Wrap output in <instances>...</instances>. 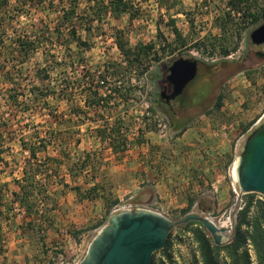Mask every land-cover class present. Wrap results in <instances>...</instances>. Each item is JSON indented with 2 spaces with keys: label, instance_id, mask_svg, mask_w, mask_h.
Masks as SVG:
<instances>
[{
  "label": "rangeland",
  "instance_id": "rangeland-1",
  "mask_svg": "<svg viewBox=\"0 0 264 264\" xmlns=\"http://www.w3.org/2000/svg\"><path fill=\"white\" fill-rule=\"evenodd\" d=\"M93 1L95 2V0ZM103 1L107 2L108 0ZM125 1L131 2L133 9L119 18L105 15L101 24L94 27L90 34H87L84 28L78 27V35L82 41L87 42L88 48L78 47L75 42L71 43L70 49L74 53V69L66 68L63 65L56 66L50 73L51 81L43 82L41 75L36 70L46 66L47 62L44 61L42 54L38 53L22 65L14 62L7 66V70H0V121L2 120L3 123L5 120L4 123L7 124L3 136L5 147L9 152L4 158L8 164L10 163L9 169H3L0 174V185L8 184V189H18L11 184V181L13 177L20 179L23 175L21 167L24 159L21 155L19 141L21 135L26 138L27 142L33 143L34 141L36 143L37 141L34 139L37 136L44 138L47 142L50 135L56 133L58 135L56 136L63 141V137L59 136V133L64 134L62 131L67 130V125L65 123L61 125L58 121L65 122L71 115L74 120L70 122L68 128L72 140L67 143L63 142L58 152L54 149L55 145L51 143L48 155L52 158L55 155L60 157L66 148L73 162H78V159L81 161L85 152L98 153L96 160L101 168L98 172L106 173L104 175L106 190L102 191L101 195L108 200V203L113 199L118 200L114 206H107V202L102 196L95 201H80L71 189L63 188L62 185L56 183L59 179L67 178L68 167H62L56 171L51 170L52 173H48L51 177L47 182H43V178L39 177L41 184L46 185L48 202L43 203L37 195L32 198V202L37 204V213L27 216L22 211H15L16 215L8 220L4 219V216L0 218L5 241L0 252V264H78L84 258L97 233L107 224L111 210L119 204L132 203V199L129 198L133 194L132 189L119 187L123 182V179L119 178L135 172L133 167L123 165V158L127 157L136 145L145 143L149 145L151 140L166 142L174 137L167 116L163 114L156 103L159 87L164 83L168 75V68L174 60L193 58L199 66L224 62L218 73L209 79L212 94L208 106L202 111L209 109L219 94L224 95L222 113L215 112L212 117L221 118L225 115L228 120H235L232 129L225 128V130L239 141L238 148L243 146L247 138L264 122L263 62L257 60L254 64H246L240 70L248 68V72L244 71L235 76L236 58L242 56L246 47L251 48L252 52L255 51V48L250 44L249 37L252 31L264 23V20L253 26L251 23L249 24L248 20L242 19L240 13L231 10V20L222 22L223 16L227 15L229 11L228 0H175L177 3L168 12L161 9L155 0ZM16 5V1L11 0L9 8ZM260 7H262V3L257 1L251 11L259 13ZM37 8L35 7L31 11L24 9L16 15L15 19H8L9 23L4 26L0 25V32H5L4 45L7 47V50L4 48L0 50L2 52L0 53L1 64H4V60L11 62L15 60V57L10 53L12 42L19 36H30L32 24H38L42 19L48 28H54L59 14L49 9L41 12V9ZM2 14L0 13V24L3 18ZM132 14H136V19L130 21ZM169 18H175V27L184 40L185 46L180 45L171 27L166 25ZM118 32L122 33L120 37L124 41V50L128 52L129 57H126L127 53L121 51L116 44L115 36ZM54 44V47H51V54L55 60L61 61L64 49L55 41ZM196 44L200 45L195 47ZM149 45H152L153 49L148 56L141 55L139 61L132 59V54L137 51L138 46ZM223 47L229 50L228 57L221 54ZM257 50L264 52V46ZM47 59L48 66H50L52 58ZM127 60L132 63L129 65ZM13 66L21 69L20 75H17L16 71H12ZM9 70L13 77L11 83L7 81L5 75ZM89 73L91 75L102 73L105 76L106 81L103 84L99 83L101 85L99 94L107 99L105 107L102 105L85 107L84 102L88 95L85 88L89 86L88 82H90V78L88 77V80L86 76ZM26 75H30L35 86H46L54 91V94L51 95L53 97L50 96L47 99L48 107L40 112L33 113L31 111V115L28 114L31 116L29 120L21 112H17V109L9 110L5 102V90L8 87L14 86V84H23V86L29 84ZM202 84H205L204 79L197 82L199 86ZM62 88H65L64 94L73 95L74 105L79 106V109L86 113L85 116L71 114L72 105L67 101L66 95L57 96ZM116 91L121 94L124 91L128 92L127 105L119 106L116 102L119 100ZM146 109L152 113L150 117L146 115ZM122 112L126 113V118L123 120L125 133L133 139L134 144L130 150L123 154L114 155L111 150V142H113L111 129L115 123V116ZM261 118L260 123L251 132L244 133V129L249 124H251L249 127L251 128ZM158 120L167 125L166 137H162L158 133ZM26 124L29 128L25 127ZM220 124L218 123V126ZM138 126L143 129L136 131ZM102 128H105L108 134L105 138L97 137L95 133L97 129ZM135 132L138 133L137 137L132 135ZM242 134H245L243 139L240 138ZM75 140L80 141L78 146L75 145ZM45 155L46 153H43L39 156L44 158ZM111 157L113 158L111 159ZM128 162L129 159L126 163ZM233 163L225 169V174L222 175L223 188L219 189L220 197L217 201L220 205L213 209L212 213L205 212L203 215L198 207L190 211V213L205 216L218 227L226 229L222 242L228 240L232 233L238 208V202L233 192L235 187L237 188L232 174ZM111 164L118 167L114 175L110 171ZM57 173L59 178L55 175ZM85 176L87 179L90 178L86 174ZM117 176L119 178H116ZM84 180L86 181L83 176L80 177L76 180L75 185L85 187ZM91 184L89 183L87 187ZM71 185L74 184L70 183ZM222 189L226 195L225 198L223 194L221 195ZM255 196L257 199L264 198L260 194H255ZM245 198L244 196V201ZM54 204L55 209L50 211ZM142 206L162 214L173 222L184 217L181 210L171 211L162 208L159 200ZM49 219L52 228L48 235L45 229L49 228V224L47 225L44 221ZM98 225L100 226L95 228ZM178 227L171 230L173 236L171 242L173 246L172 264H194V249L190 248V239L187 235L189 233L180 231ZM161 257L162 254L155 255L156 260H160Z\"/></svg>",
  "mask_w": 264,
  "mask_h": 264
},
{
  "label": "trees",
  "instance_id": "trees-1",
  "mask_svg": "<svg viewBox=\"0 0 264 264\" xmlns=\"http://www.w3.org/2000/svg\"><path fill=\"white\" fill-rule=\"evenodd\" d=\"M16 6L10 7L11 0H0V13L2 14L1 26L6 25L10 21L8 19H15L16 15L20 14L22 10L28 9L31 11L33 8L38 7L43 12L46 9L56 11L59 15L56 22L54 23V28H48L44 21L41 19L38 24H32L30 27L32 31L30 36L17 37L13 40L11 45V55L15 57V60H4V64L0 63V70H7V66L11 63L17 62V64H24L29 61L32 56L40 53L43 56L47 65L42 68H37V72L41 75L43 82L51 81L50 73L56 66H65L74 69V53L70 49L71 43H76L78 47L88 48L87 42L82 41L78 35V27L84 28L87 34H90L94 27H98L101 24L102 18L105 15L110 17L119 18L121 15L125 14L129 10L133 9L131 2L125 0H108L107 2L103 0H15ZM87 1V2H86ZM161 9H165L166 12L170 11V8L177 3L175 0H155ZM257 1L262 3V7L259 8V13L252 12L251 10L256 6ZM86 2V4H85ZM92 2V4H91ZM89 3V4H88ZM227 7L229 11L227 15L223 16V20H231L230 11L240 13L242 19L248 20L249 24L253 26L257 25L261 20H264V0H228ZM37 8V9H38ZM135 12V11H134ZM136 13V12H135ZM136 19V14L130 15V21ZM8 20V21H7ZM176 20L175 18H169L167 26L171 27L177 41L181 46H185L184 40H182L180 33L175 27ZM65 30V31H64ZM121 32H118L115 36V41L118 48L124 53L125 52L124 41L122 40ZM5 32H0V50L2 48L6 49L5 43ZM121 40V41H120ZM54 41L57 45L63 47L64 52L62 54L61 61L55 60L54 56L51 54V47H54ZM46 44V45H45ZM49 45V46H48ZM200 44H196L199 46ZM213 46V45H212ZM48 47V48H47ZM152 45L149 46H138L137 51L132 55L134 61H139L141 55L148 56L150 51H152ZM235 49V48H234ZM7 50V49H6ZM2 53V52H0ZM221 54L224 57L230 55L229 50L226 47L221 49ZM50 59L51 65L48 66V59ZM193 59V58H192ZM194 60V59H193ZM128 62V60H127ZM129 65L132 62H128ZM220 64L214 65H204L201 64L198 69V74L196 79L188 85L186 92L192 94L196 91H208L211 88L209 79L212 76L216 75L221 69ZM12 71H16L17 75H20L21 69H17L16 66L12 67ZM7 76V81L11 83L13 81L12 72L9 70L5 73ZM26 80L29 82L27 86L23 84H14L5 90V102L9 110L17 109V112H21L31 119V111H42L48 107L47 99L54 94V91L46 86H35L34 81L30 78V75H26ZM90 82L87 86L86 91L88 95L85 98V107H99L100 105L106 106L105 102L107 99L100 96L99 89L101 88L100 84H103L105 80L104 74H93L90 73L86 78ZM99 79L100 81H98ZM200 79L205 80V84L201 86L197 85V82ZM27 82V83H28ZM100 83V84H99ZM45 85V84H44ZM68 85V84H67ZM65 88L61 89L58 95H66L68 102L71 106V114L75 116L83 115L85 112L82 109H79V106L74 105L73 95L64 94ZM118 99H120L124 104H128V92L124 91L121 94L119 91ZM53 97V96H51ZM197 98V97H196ZM224 103V95L219 94L215 103L207 110L200 111L199 115H212L215 112L221 111ZM183 107H190L186 100L183 103ZM32 108V109H31ZM159 108V106H158ZM163 112V110H161ZM29 114V115H28ZM164 114V112H163ZM53 115V114H52ZM121 113L115 116V123L112 126L111 132L114 135L113 142H111V150L114 155H120L125 152V137L120 134V130L124 127V122L120 117ZM166 115V114H165ZM126 117V113H125ZM3 118V117H2ZM112 118V117H111ZM168 118V117H167ZM192 119V118H191ZM73 117H68L65 122L63 120L58 121L61 125L65 123L67 125V130L59 133V136L63 137V141L57 137L56 133L50 135L49 140L46 142L44 138L37 136L34 140L36 143L27 142L26 138L21 135L19 137L21 145V155H23V166L21 171L23 173L20 179L13 178L11 184L17 187V190L8 189V184L0 185V218L4 216V219L8 220L11 217L15 216V211H22L26 215H31L37 213V204L32 202V198L35 195L39 196L43 203L48 202V195L46 192V185L41 184V179L48 181L51 177L49 176L51 170L56 171L62 167H68L67 178L63 180H58L56 183L62 185L63 188L71 189L79 197L80 201H95L97 198H100L102 191L106 190L104 175L103 172H98L99 168L97 164L96 157L98 153L85 152L81 161L78 159V162H73L70 157L69 152L66 148L62 151L60 157L56 155L54 158L48 155V149L51 143L55 145V151L60 150L63 142L67 143L72 140L70 137V130L68 125L70 122H73ZM170 123L171 131L175 132L177 135L181 134L189 119H184L180 121H172L168 118ZM2 121V120H1ZM0 121V174L3 172V169L9 167L8 162H6L4 156L9 152L5 147L3 132L5 131V120L2 123ZM251 124H249L245 129L244 133H247L250 129ZM28 127V124L25 125ZM97 137L105 138L107 131L105 128L97 129L95 131ZM57 135V136H56ZM66 136V137H65ZM68 136V138H67ZM60 137V138H61ZM57 139V140H56ZM59 140V141H58ZM30 143V144H29ZM55 143V144H54ZM75 145H79L80 141L75 140ZM46 153L44 158H40V154ZM52 173V172H51ZM40 174V175H39ZM88 175L90 178L87 179L85 176ZM58 176V173L55 174ZM84 177L83 184L86 185H75L76 180L80 177ZM69 177V179H68ZM59 178V176H58ZM57 178V179H58ZM70 183L74 184L70 186ZM89 183H92L89 187ZM245 204L243 208L237 213L232 233L229 236L227 241L222 242L220 245L215 244L211 235L207 232L204 226L198 221H190L185 225H180L178 228L180 231L189 233L192 242L195 244V251L198 253L199 262L193 258L194 264H252L249 251L247 249V244L251 246L255 263L264 264V198L257 199L255 194H246L245 195ZM107 202V206H114L118 203L117 199H113L108 203V200L102 196ZM137 204L136 202H132ZM55 207L51 206L50 211ZM193 207V202L189 203V206L181 210L182 216H186L190 213ZM48 227H51L52 223L49 220L44 221ZM95 226V228L99 227ZM47 229V228H46ZM45 229V231H46ZM186 235V234H185ZM188 235V234H187ZM172 231L168 234L165 245L162 250L153 253L150 264H172V256L167 252L171 246ZM4 235L3 230L0 224V252L3 249L4 244ZM156 254H162L160 260L155 259Z\"/></svg>",
  "mask_w": 264,
  "mask_h": 264
},
{
  "label": "crops",
  "instance_id": "crops-1",
  "mask_svg": "<svg viewBox=\"0 0 264 264\" xmlns=\"http://www.w3.org/2000/svg\"><path fill=\"white\" fill-rule=\"evenodd\" d=\"M234 125L235 120L230 121L225 115L221 118L199 115L189 118L181 134L172 131L174 137L169 141L151 140L149 145H136L122 161L135 172L123 178L117 176L123 179L119 187L132 189L129 198L138 205L159 200L162 208L174 211L183 210L193 202L192 210L198 207L201 214L212 213L220 205L217 201L219 189L223 188L222 175L242 148H238L239 141L225 130ZM117 168L111 164L112 175ZM222 194L225 198L223 189ZM51 228L45 231L48 235Z\"/></svg>",
  "mask_w": 264,
  "mask_h": 264
},
{
  "label": "water",
  "instance_id": "water-1",
  "mask_svg": "<svg viewBox=\"0 0 264 264\" xmlns=\"http://www.w3.org/2000/svg\"><path fill=\"white\" fill-rule=\"evenodd\" d=\"M250 39L255 45L264 44V23L252 31ZM197 71L196 60H174L166 77L173 88L169 98L181 95L187 85L194 81ZM235 164L239 191L264 197V122L247 138ZM190 221L200 222L215 244L222 243L226 229L218 227L205 216L190 213L173 222L149 211H122L108 218L79 264H150L153 253L163 249L171 230Z\"/></svg>",
  "mask_w": 264,
  "mask_h": 264
},
{
  "label": "flooded vegetation",
  "instance_id": "flooded-vegetation-1",
  "mask_svg": "<svg viewBox=\"0 0 264 264\" xmlns=\"http://www.w3.org/2000/svg\"><path fill=\"white\" fill-rule=\"evenodd\" d=\"M249 40L252 47L255 48V51L252 52L251 48L246 47L242 56H238L236 58L235 68L237 69L235 71V76L239 75L244 71L248 72L249 70L248 68L245 70L244 69L240 70V68L245 67L246 64L247 65L254 64L255 61L259 60L262 61L263 62L262 64L264 65V52L257 50L259 48H262L264 44L255 45L251 42L250 37ZM198 69H199V65H198ZM187 87L185 88V90L182 92L181 95L177 96L174 99L169 98V96L172 94L173 88L172 85L166 81V78L164 83L161 85V87H159L160 90L158 91L157 94L156 103L158 104L159 108L163 110L164 114H166V116L172 121L174 120L176 122V121L199 116L198 115L199 112L202 111L205 107H207L210 102L209 100L212 94L211 90H209L208 93L207 91H200V92L196 91L192 94H189L186 92ZM163 92L165 93L162 95ZM185 100L190 107L187 108L183 107V103Z\"/></svg>",
  "mask_w": 264,
  "mask_h": 264
},
{
  "label": "built area",
  "instance_id": "built-area-1",
  "mask_svg": "<svg viewBox=\"0 0 264 264\" xmlns=\"http://www.w3.org/2000/svg\"><path fill=\"white\" fill-rule=\"evenodd\" d=\"M108 93L110 94V93H111V90L108 91ZM112 95H114V94H112ZM116 102L119 104L120 107H122V106L124 105V103H123L120 99H119L118 101H116ZM147 109H148V108H147ZM147 109H146V111H147V112H146V115L150 117V116L152 115V113H151L149 110H147ZM120 117H121L122 120H124V119L126 118V117H125V113L122 112L121 115H120ZM261 120H262V118L259 119V120H257V122H256V123H255V124H254V125L248 130L247 133L251 132V131L253 130V128H254L256 125H258V124L260 123ZM157 127H158V133H159L162 137H166V134H167V125H166L165 123H163L161 120H158V125H157ZM139 129L142 130L143 127L138 126V127L136 128V131H138ZM120 134H121L122 136L125 137V146H124L125 151L130 150V149L133 147V144H134V141H132L133 139L126 135L124 128L120 130ZM132 135H133L134 137H137V136H138V133L135 132V133L132 134ZM112 138H114V135H112ZM232 174H233V172H232ZM235 183H236V182H235ZM233 192L235 193V198L237 199V202H238V208H237V210H236V213H238V212L243 208V206H244V204H245V202H244V200H243V197H244L246 194L241 193V192L239 191V189L236 188V187H235V190H234ZM136 210H143V211H149V212H153V213L160 214V213L155 212V211H152L151 209H148V208H146V207H144V206H142V205L132 204V203H127V204H123V205L119 204V205L115 206V207L111 210V215H113V214H117V213L122 212V211H136ZM160 215H162V214H160ZM162 216H163V215H162ZM188 236H189V239H190V248H191V249H194V252H193V254H194V259H195L196 261L199 262V256H198V253L195 251V244L192 242V240H191L189 234H188ZM172 237H173V236H172ZM226 241H227V240H226ZM171 242H172V238H171ZM172 247H173V246L171 245V246L169 247V249L167 250V252H168L169 254H171V256H173V253H172V249H173V248H172ZM247 249H248V251H249V254H250V257H251V262H252V264H256V263H255V259H254V255H253V252H252V249H251V246L248 245V244H247ZM79 263H80V262H79ZM79 263H78V264H79ZM169 264H170V263H169Z\"/></svg>",
  "mask_w": 264,
  "mask_h": 264
},
{
  "label": "bare ground",
  "instance_id": "bare-ground-1",
  "mask_svg": "<svg viewBox=\"0 0 264 264\" xmlns=\"http://www.w3.org/2000/svg\"><path fill=\"white\" fill-rule=\"evenodd\" d=\"M233 177H234V180L236 182V164L234 162V165H233Z\"/></svg>",
  "mask_w": 264,
  "mask_h": 264
}]
</instances>
